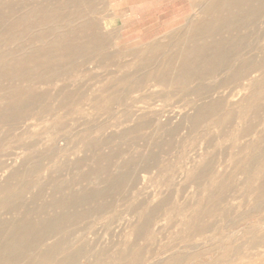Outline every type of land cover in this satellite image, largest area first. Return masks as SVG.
Instances as JSON below:
<instances>
[{
	"label": "rangeland",
	"instance_id": "rangeland-1",
	"mask_svg": "<svg viewBox=\"0 0 264 264\" xmlns=\"http://www.w3.org/2000/svg\"><path fill=\"white\" fill-rule=\"evenodd\" d=\"M38 1L0 0V64H8L31 50L30 35L42 28L34 22L29 12ZM116 2L117 0H96L95 12L85 13L76 21L80 23L91 20L96 23L98 34L107 38V45L102 49L103 51H93L87 53V56L83 55V60L80 56L67 75L53 78L51 81L43 79L34 81L27 77L0 74V108L16 101L26 100L31 91L43 94V98L41 97L42 99L36 102L23 118L17 121H11L8 117L0 119V181L12 170L18 173L25 172L30 169L34 160L38 161L42 166H39L37 177L43 184V192L35 200H32L35 188L23 193L25 203L37 206L59 196L53 194L49 186L55 180H72L77 174L95 167L104 169L108 174L127 173L128 180L121 192L115 196L111 208L101 212H89L77 219L75 224L65 228L70 237L64 246L65 252L81 247L83 251L85 250L83 255L76 258L75 264H107L112 261L113 255L121 256L122 263H125L128 258L125 245L132 242L135 243L140 255L138 263L135 264L155 262L167 257L172 250L177 253L188 251L199 253L202 255V261H208L217 257L222 251L217 247L220 244L221 246L227 244L223 241L225 243L223 245L221 240H225L228 234L234 233L230 242L237 245L249 238V234L246 233L248 227L254 225L257 232L264 231V227L257 226L254 222L256 216L239 220L237 213L246 212L252 207L251 204L255 205V202L251 198V193L245 190L244 175L239 173L234 165L235 159L250 157L252 154L251 149L244 148V145L259 135L264 113L259 112L255 105H264V93L242 100L248 93L245 86L246 79L241 80L237 88L232 89L233 84L219 88L213 97H222L223 103L225 101L224 106L231 107L239 103L245 105L243 117L239 118L235 114L231 125L222 131L215 125H206L210 119L197 126L189 125L188 119L193 114L191 104L206 99L199 100L196 95L177 92L171 85L170 87L154 85L153 79L148 80L145 87L130 92L124 103L112 105L109 111L94 109L92 105L96 97L106 95L104 89L114 87L112 83L121 74L131 72L132 65L141 58L160 50L169 52L175 48L187 47L190 28L193 22L204 14L209 0H194L190 14L186 20L180 22L143 19V7L135 5L130 9L126 6L125 10L121 11L117 9ZM27 12L30 15L25 16L23 26H17L18 15ZM127 12L131 14L125 15ZM258 20L260 21L255 26L258 34L255 40L256 49L251 52L252 55H258L264 50V45L260 46L264 43L262 34L264 19L260 17ZM249 30L251 31L250 26L242 31L233 30L231 38L237 42L238 35L244 33V42H251L253 35ZM17 31L23 33V38L20 40L12 38ZM176 42L178 45L175 44ZM197 42L201 43L203 40L198 39ZM102 52L106 56L104 59L103 55H100ZM85 57L91 59L86 61ZM172 64L173 69L170 70L167 79L169 81L173 79L176 62ZM257 74L258 72L253 75ZM220 75L222 74L188 79L189 86H194L200 80L206 84H214L221 78ZM17 88L23 89L20 94H16L14 89ZM25 89L29 93H24ZM62 91H74L72 106L58 105ZM44 107L48 109L45 111ZM248 121L255 124L252 131L247 135L237 134L232 138V133L236 135ZM151 154L158 159L162 170L151 169L149 172H140L139 163ZM211 158L214 159L212 161L215 174L202 182L210 184L225 176L226 182L228 181L230 185L225 191V200L221 204L229 208V217L224 220L220 216L215 217L212 222L214 227L208 231L209 233L195 236L191 234V226L182 223L200 203L206 205L203 198L206 191L198 186L194 178H187V174L205 159ZM131 160L134 163H129ZM262 167L264 168V162ZM104 172L100 173L99 180L105 177ZM91 180L89 183L85 181L71 183L70 188L79 190L99 184L96 179ZM133 181L135 184L132 187ZM256 182L252 183L251 187H254ZM125 195L129 196L127 200L123 198ZM162 197H168L166 207L171 206L169 208L172 209H163L153 222L150 227L152 236L135 237L132 224L136 218L126 208L129 199H145L146 203L153 204ZM85 207L65 209L55 207L56 209L49 208L42 211L29 209L27 213L21 208L18 211H0V218L24 216L28 213V216L33 218L64 212L73 214ZM202 220L209 222L212 219L205 216ZM228 221L235 222V227H227ZM205 239H209L208 242ZM51 242V239L44 241L37 247L43 248ZM167 248L172 249L167 252ZM97 253L103 255L98 257L100 258L98 262H95L94 256L96 257ZM194 260L192 262L201 261ZM2 264L40 263L23 257Z\"/></svg>",
	"mask_w": 264,
	"mask_h": 264
},
{
	"label": "bare ground",
	"instance_id": "bare-ground-1",
	"mask_svg": "<svg viewBox=\"0 0 264 264\" xmlns=\"http://www.w3.org/2000/svg\"><path fill=\"white\" fill-rule=\"evenodd\" d=\"M95 6L96 0H39L29 10L35 20L34 22L42 27L30 35L31 50L8 64L1 63L0 74L27 77L34 81H39V79L40 81H42L41 79L51 81L53 78L67 75L80 56H87V53L93 51H103L102 49L107 45V38L98 34L96 23L91 20L76 22L85 13H94ZM30 13H20L16 20L17 26H23L26 20L25 16H29ZM260 17L264 19V0H209L204 14L198 17L190 28L191 32L187 36V47L175 48L169 52L160 50L141 58L132 65L131 72L121 74L112 83L114 87L104 89L103 92L106 95L97 96L98 98L96 97L92 107L96 110L109 111L112 105L124 103L130 92L145 87L148 80L153 79L154 85H171L177 92L196 95L199 100L206 99L200 103L191 104L193 114L190 118L188 117L189 125L191 127L197 126L210 119L206 125H215L222 131L231 125L235 114L239 118L243 117L245 105L239 103L235 106L231 105V107L224 106L225 101L223 103L224 99L222 97H213V94L217 93L219 88L233 84L232 89H234L240 86L239 82L241 80L246 79L245 86L248 93L242 100L260 96L264 93V50L258 55L251 54L256 49L255 40L258 34L255 26L260 21L258 20ZM247 26L251 28V31H249L252 32L253 40L245 43V34L240 32L237 42H234L231 38V32L236 29L242 31ZM262 34L264 35V29ZM12 38L20 40L23 38V33L17 31ZM198 39L203 40V42L198 43ZM175 44L178 45L177 42ZM263 45L264 43L260 44L262 47ZM100 55H103V59L106 57L104 52ZM88 59L87 57L86 61ZM175 62L173 79L169 81L167 80L169 72L173 69L172 63ZM256 72L258 74L254 76L253 74ZM211 74L222 75L214 84H206L200 80L194 86H189L190 81L188 79H199ZM14 90L16 94H20L23 89L17 88ZM25 92L29 93L26 89ZM73 94L74 91H62L58 105L69 104L72 106L74 104ZM42 96V93L31 91L26 100L5 105L0 108V119L8 117L11 121H17L23 118L29 112V109L43 98ZM255 107L259 112L264 113V105L256 104ZM43 109L46 111L48 108L44 107ZM221 111L222 113H220ZM262 121L257 138L248 141L244 145V148L251 149V156L235 159L234 165L238 172L244 175L245 190L251 193V198L255 202V205L251 204L252 207L246 212L237 213L239 220L250 217L255 218L256 216L254 222L257 226L264 227V168L262 167L264 162V118ZM254 126L255 124L252 121L246 122L236 135L232 133V138H235L237 134L240 136L247 135ZM210 139L208 140L210 141ZM212 160L214 161L212 158L205 159L202 164L194 167L187 174V178H194L198 186L206 191V195L203 197L206 205L203 206L200 203L182 223L185 226H191V234L195 236H202L205 232L212 230L214 227L212 222L215 217L220 216L223 220L229 217V208L225 204H221L225 200V191L230 185L228 181L226 182L225 176L210 184L202 182L207 177L215 174ZM40 163L42 162L40 161ZM129 163H134V161L131 160ZM40 165L38 161L34 160L29 170L21 173L12 170L0 181V211H18L22 208L27 213L29 209L42 211L55 207L63 209L86 207L73 214L64 212L33 218L28 216V213L24 216L0 218V264L23 257H28L40 264L46 262L75 264L76 258L83 255L85 250L83 251V247H81L82 249L78 248L71 252H65L64 246L70 238L69 232L65 228L75 224L77 219L84 217L89 212H101L111 208L114 205L115 196L121 192L128 180L127 173L115 172L108 174L104 172V169L95 167L77 174L72 180H55L52 185L48 184L51 186V192L59 194V196L51 198L40 205L30 206L24 202L23 193L35 188L32 200L42 194L43 184L37 177ZM139 166L140 172L161 169L154 154L143 159ZM103 172L105 177L99 180L101 178L100 173ZM91 179H96L99 184L79 190L70 188L71 183L81 181L89 183L92 181ZM256 180L258 181L256 182ZM255 182V186L251 187V184ZM134 184L135 181L132 182L131 186L133 187ZM128 197L125 195L123 198L127 200ZM168 201V197H162L155 203L148 204L145 199H129L126 208L136 218V221L132 224V232L135 237L148 238L152 236L150 227L153 222L156 221L163 209H172L169 208L171 206L166 207ZM259 212L262 213L257 215ZM205 216L212 220L209 222L203 221L202 218ZM251 223L253 224V222ZM235 225V222H229L227 227L232 228ZM246 233L249 234V238L237 245L230 242L234 233L225 236V240L221 241L227 244L223 242L224 246L220 244L221 247H217L222 251L217 257L205 262L201 260L202 255L199 253L189 251L177 253L172 250L167 257L158 258L159 260L149 264H264V231L257 232L253 225L247 228ZM50 239L52 240L51 244L38 249L37 245ZM208 240L206 241L208 242ZM135 247L134 242L125 245V253L128 256L125 263H122L121 256L113 255L112 261L107 264L138 263L140 255ZM215 248L214 246L213 249ZM171 249L167 248L166 250L168 252ZM102 255V253H97V258L94 256L95 262H98L100 260L98 257ZM197 257L202 263L201 261L192 262Z\"/></svg>",
	"mask_w": 264,
	"mask_h": 264
},
{
	"label": "crops",
	"instance_id": "crops-1",
	"mask_svg": "<svg viewBox=\"0 0 264 264\" xmlns=\"http://www.w3.org/2000/svg\"><path fill=\"white\" fill-rule=\"evenodd\" d=\"M115 4L117 9L121 11L125 10L126 6H129L130 9L135 5H137L136 7H143V19L152 18L160 22H180L186 20L190 14L194 0H117ZM127 14L131 13L127 12L125 15Z\"/></svg>",
	"mask_w": 264,
	"mask_h": 264
}]
</instances>
